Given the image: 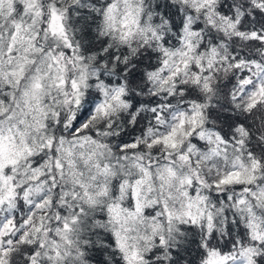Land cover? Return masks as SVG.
<instances>
[{"label": "snow or ice", "instance_id": "snow-or-ice-1", "mask_svg": "<svg viewBox=\"0 0 264 264\" xmlns=\"http://www.w3.org/2000/svg\"><path fill=\"white\" fill-rule=\"evenodd\" d=\"M0 264H264V0H0Z\"/></svg>", "mask_w": 264, "mask_h": 264}]
</instances>
